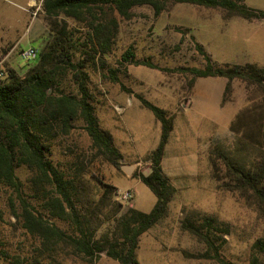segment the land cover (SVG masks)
<instances>
[{
  "label": "rangeland",
  "instance_id": "374dc122",
  "mask_svg": "<svg viewBox=\"0 0 264 264\" xmlns=\"http://www.w3.org/2000/svg\"><path fill=\"white\" fill-rule=\"evenodd\" d=\"M42 1L36 0L34 9L31 7L34 0H0V72L3 74L0 83L11 68L24 77L38 64L45 46L54 40ZM246 3L264 10V0H246ZM109 20H115L116 25L112 23L114 37L112 50L105 58L107 65L104 68L92 65L88 72L101 126L113 134L116 147L123 153L120 167H114L102 155L96 157L97 151L82 122H78L69 138L55 142L51 159L66 168L69 161L83 158L89 169L86 178L98 193L101 182L118 183L121 193H133L131 201L122 203L123 212L134 205L150 212L157 198L139 180V175L151 171L146 157L158 146L162 127L136 98L138 94L144 96L174 117L175 127L165 157L170 173L176 171L172 163L182 158L189 170L184 174L189 175L174 179L175 185L172 184L177 192L168 216L142 235L138 250L140 263L220 264L217 260L193 257L208 252L204 242L181 227L184 215L196 210L230 224L232 232L225 237L227 244L220 256L232 264H250L254 243L264 238V211L257 205H249L238 193L220 187L214 178L212 153L216 147L235 150L238 136L231 130V124L250 105L249 98L261 93L235 80L232 92L222 104L227 79H194L189 70L206 64L196 43L203 46L216 65L252 63L264 67V21L249 22L229 16L223 9L174 2L167 3L159 15L144 5L133 8L129 18L112 11ZM66 28L81 42L88 32L72 20L66 21ZM29 47H35L39 55L25 61L21 52ZM128 50L155 68L124 63L122 56ZM80 56L81 52L75 61ZM111 70L117 72L118 82L112 80ZM219 162L220 175L225 177L226 168ZM127 168H133V172L128 174ZM17 175L29 193L27 168L20 167ZM117 196L115 201L120 202ZM29 200L43 211L41 201ZM19 207L13 191L0 186V248L9 256L20 257L25 264H120L106 254L90 260L73 254L67 246L62 250L53 244L44 245L22 228L16 217ZM52 222L71 230L64 223ZM110 225L107 223L101 230ZM260 258L264 264V256Z\"/></svg>",
  "mask_w": 264,
  "mask_h": 264
},
{
  "label": "trees",
  "instance_id": "16d2710c",
  "mask_svg": "<svg viewBox=\"0 0 264 264\" xmlns=\"http://www.w3.org/2000/svg\"><path fill=\"white\" fill-rule=\"evenodd\" d=\"M169 2L219 8L231 17L264 21V10L248 6L246 0H43V12L54 40L45 46L38 64L24 77L12 68L6 70V78L0 83V186L12 190L19 200L16 217L22 228L44 245L53 244L62 250L67 246L73 254L90 260L106 254L120 264H141L138 250L142 235L168 216L177 190L164 171L163 160L174 131V117L144 96L138 94L136 98L162 127L158 146L146 157L151 171L139 175L157 198L150 212L136 207L123 212V204L115 201L118 189L114 185L99 182L98 193L86 178L89 169L83 158H75L63 168L51 157L55 142L69 138L78 122H82L97 151L96 157L102 155L114 167H120L123 153L116 147L113 134L101 126L88 69L107 65L105 58L112 50L114 37L112 23L116 25L115 20H109L112 11L129 18L133 8L147 5L159 15ZM67 20L86 28L83 42L66 28ZM196 47L206 64L189 71L194 79H227L222 104L235 80L261 93L249 98L250 105L231 124L238 136L235 150L216 147L212 164L221 188L238 193L249 205L264 211V67L252 63L216 65L201 44L196 43ZM79 52L81 56L75 61ZM122 57L126 64L155 68L149 61L138 60L130 50ZM111 74L112 80L118 82L117 72L111 70ZM219 161L226 168L225 177L220 175ZM20 167L30 173L29 193L17 175ZM29 198L41 201L43 211L36 209ZM107 223L111 225L102 231ZM181 227L208 247L206 254L193 257L232 264L220 256L227 244L225 237L232 232L230 224L191 210L184 215ZM253 252L250 264H263L260 255L264 256V238L254 243ZM0 264L25 263L0 248Z\"/></svg>",
  "mask_w": 264,
  "mask_h": 264
},
{
  "label": "crops",
  "instance_id": "0c3cea01",
  "mask_svg": "<svg viewBox=\"0 0 264 264\" xmlns=\"http://www.w3.org/2000/svg\"><path fill=\"white\" fill-rule=\"evenodd\" d=\"M187 165L188 164L185 163L184 160H182V158L181 159H177L174 163H172V166L175 167L176 171L174 173H170L169 165L167 164V158L165 157L164 160H163L164 171L167 174V176L170 178L171 182H173V184H174V179L175 178L177 179V178H179V176L184 177L185 175H189V174H184L185 172H189V170H186V168H185V167H187ZM130 179H132V178H130ZM111 183H112V185H114L118 189V191H119L118 193L122 194L120 189H119L118 183H115V182H111Z\"/></svg>",
  "mask_w": 264,
  "mask_h": 264
},
{
  "label": "built area",
  "instance_id": "2783aa9c",
  "mask_svg": "<svg viewBox=\"0 0 264 264\" xmlns=\"http://www.w3.org/2000/svg\"><path fill=\"white\" fill-rule=\"evenodd\" d=\"M35 1L36 0H34V4L31 5V7L34 8V9L36 7V2ZM37 10L38 9H36V11ZM38 55H39V52H38V50L35 47H29V48H27V49H25V50H23L21 52V57L25 61H31L33 59H36L38 57ZM2 77H3V74H2V72H0V78H2ZM117 199L121 203L129 202V201H131L133 199V193H132V191H127V192L122 193V194L119 193L118 196H117Z\"/></svg>",
  "mask_w": 264,
  "mask_h": 264
},
{
  "label": "water",
  "instance_id": "95a60500",
  "mask_svg": "<svg viewBox=\"0 0 264 264\" xmlns=\"http://www.w3.org/2000/svg\"><path fill=\"white\" fill-rule=\"evenodd\" d=\"M126 170H127L128 174H131L133 172V168H127Z\"/></svg>",
  "mask_w": 264,
  "mask_h": 264
}]
</instances>
